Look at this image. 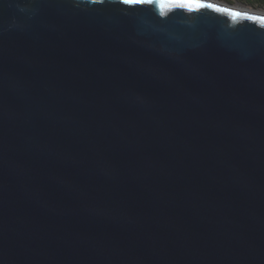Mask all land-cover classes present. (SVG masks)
Listing matches in <instances>:
<instances>
[{"label": "water", "instance_id": "water-1", "mask_svg": "<svg viewBox=\"0 0 264 264\" xmlns=\"http://www.w3.org/2000/svg\"><path fill=\"white\" fill-rule=\"evenodd\" d=\"M182 2L0 0V264H264V8Z\"/></svg>", "mask_w": 264, "mask_h": 264}, {"label": "snow or ice", "instance_id": "snow-or-ice-1", "mask_svg": "<svg viewBox=\"0 0 264 264\" xmlns=\"http://www.w3.org/2000/svg\"><path fill=\"white\" fill-rule=\"evenodd\" d=\"M126 4H136V3H152L155 2V0H123ZM192 4H199V0H188L187 3L182 2L180 4L181 7H191ZM205 6V5H200ZM207 7H211L212 5H206Z\"/></svg>", "mask_w": 264, "mask_h": 264}, {"label": "crops", "instance_id": "crops-1", "mask_svg": "<svg viewBox=\"0 0 264 264\" xmlns=\"http://www.w3.org/2000/svg\"><path fill=\"white\" fill-rule=\"evenodd\" d=\"M235 2L243 3L248 6L261 7L264 8V0H233Z\"/></svg>", "mask_w": 264, "mask_h": 264}, {"label": "flooded vegetation", "instance_id": "flooded-vegetation-1", "mask_svg": "<svg viewBox=\"0 0 264 264\" xmlns=\"http://www.w3.org/2000/svg\"><path fill=\"white\" fill-rule=\"evenodd\" d=\"M225 1L232 2V3L235 2V1H233V0H225Z\"/></svg>", "mask_w": 264, "mask_h": 264}, {"label": "rangeland", "instance_id": "rangeland-1", "mask_svg": "<svg viewBox=\"0 0 264 264\" xmlns=\"http://www.w3.org/2000/svg\"><path fill=\"white\" fill-rule=\"evenodd\" d=\"M261 8H262V6H261Z\"/></svg>", "mask_w": 264, "mask_h": 264}]
</instances>
